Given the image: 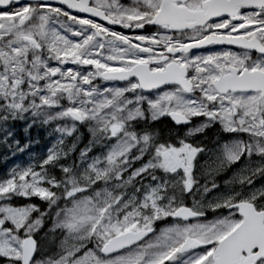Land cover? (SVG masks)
Listing matches in <instances>:
<instances>
[{"label": "snow or ice", "instance_id": "snow-or-ice-1", "mask_svg": "<svg viewBox=\"0 0 264 264\" xmlns=\"http://www.w3.org/2000/svg\"><path fill=\"white\" fill-rule=\"evenodd\" d=\"M0 45V108L28 111V96L45 91L40 106L115 139L83 169L52 151L0 179V264H264V184L254 183L264 176V0H0ZM143 102L152 121L203 120L162 141L136 126ZM216 123L235 138L190 139ZM205 153L200 175L211 179L200 184ZM233 166L222 187L215 177ZM146 176L155 183L142 195L125 191ZM194 189L202 199L186 203Z\"/></svg>", "mask_w": 264, "mask_h": 264}, {"label": "rangeland", "instance_id": "rangeland-1", "mask_svg": "<svg viewBox=\"0 0 264 264\" xmlns=\"http://www.w3.org/2000/svg\"><path fill=\"white\" fill-rule=\"evenodd\" d=\"M4 50L3 46L0 45V51ZM35 71V70H33ZM25 76V79H28L27 74H23ZM33 84L43 88L44 81L38 80L33 81ZM99 84V89H105V88H116V87H125L126 82H116V81H110V82H102L97 81ZM25 91H28V85L26 84L24 86ZM35 91V89H32ZM47 94L45 91L39 92L36 96L29 95L28 99L24 102L25 106L28 105V103L32 100H35V104L31 106V108L28 111L23 110H16L9 107H3L0 108V154L5 157L6 160L14 159L15 153L21 151V148L19 146L18 141H9L10 138L14 136L15 130L13 129V125L11 124L12 121L18 120L23 123V131L28 132L30 130V127L34 124H42L43 130L45 131L47 140V147L45 150L39 154H29L26 153L25 159L22 160V163L13 161L7 163L6 169H7V177L3 178L6 179L9 177V175L14 171L22 168H27L29 166H40L41 162L47 158L49 154H51L52 151H59L61 150V146L64 144V140L71 135V143H70V150L72 152H75L76 155V161L72 164L77 165L80 169H83L87 166V164L91 163L92 160L95 158L97 161H103L105 159V154L110 150L111 146L115 143V139H107L104 138V134H101L97 131L98 125L94 123H79L74 122L69 117H60L57 115V113L61 112L63 110L62 107H48V106H40V100L39 97L41 95ZM150 96L156 95L155 92L147 93ZM61 94L60 96L56 97V99L60 100V104L63 107H67L68 103L67 100L62 98ZM137 95H140V93H137ZM96 100H102L103 97L97 95L94 97ZM19 98H17V101ZM3 103V100L0 99V104ZM136 105L132 106V110H134ZM142 110L144 111V119H147L148 122L152 121L150 118L151 110L149 109V106L147 102L142 103ZM14 113V115H13ZM35 113V115H34ZM5 115H7V119H5ZM166 118L161 117L159 120ZM142 119V120H144ZM203 118H193L192 124H189L188 126H185L184 128H181L180 132L182 134V137L187 134L189 129H193L195 127H198L199 124L202 122ZM81 125V128L84 129L85 133H87L88 137L85 140L84 136L77 135L75 132L77 128H79ZM92 129V131H91ZM95 133V135H94ZM237 134L227 133L224 132L222 127L216 123L211 125L209 128L205 129L203 133H197L194 136H192L190 139L193 142H200L205 143L209 140L211 141V145L209 148L215 147L216 144L224 141L230 142L232 139L235 138ZM240 136H243L244 134H239ZM27 136V135H26ZM128 143H131L130 139H127L123 142V146H126ZM73 145H75V148H73ZM141 147H144L141 145ZM88 148L90 149L89 152H87L86 156H81V150ZM209 158V153L203 154L201 157L198 158V166L195 169V174L197 175L198 181L200 184L205 183L207 180L211 179V177L200 175L201 167L200 165H203V162ZM128 160V163L123 164L122 166L126 168L129 172L134 168L138 167V162H132V157L128 156L126 157ZM122 162H117L115 167H120ZM97 166L103 167L107 165L98 164ZM226 170L225 172L221 173L220 175L216 176L215 179L217 182L221 184V186H224V181L228 180L235 171ZM158 173H156L157 175ZM229 176H227V175ZM151 175V174H150ZM225 178H228L224 180ZM155 183V181H152L151 177H144L142 178L141 182H133V184L129 185L125 188V191H127L129 194H133L136 192L138 195L143 194V186H148L150 184ZM193 197H196L195 199L201 200L200 192H195V189L193 190V193H190ZM185 196V195H184ZM16 198V197H15ZM202 202H206V199ZM66 202H62L60 204V207H65ZM211 218V213L209 214V217ZM56 219L55 215L53 217V220ZM171 221V218H169L167 221H158L157 224V231L160 230L161 227H163L165 224L169 223ZM58 233V232H57ZM59 236V233H58ZM49 245V244H48ZM45 264H47V260H45Z\"/></svg>", "mask_w": 264, "mask_h": 264}, {"label": "trees", "instance_id": "trees-1", "mask_svg": "<svg viewBox=\"0 0 264 264\" xmlns=\"http://www.w3.org/2000/svg\"><path fill=\"white\" fill-rule=\"evenodd\" d=\"M11 124L13 125V129L15 130L14 132V136L12 138H10L9 141H18L20 144L18 146V148H21V151H19L18 153H15L14 159L11 160H6L5 157H3L0 154V179H3L5 177H7V169H6V165L7 163L13 161V163L18 162V163H22V160L25 159V155L26 153L29 154H36L39 155L41 154L45 148L47 147V139L46 138V134L45 131L43 130L42 124H37L34 123L31 127L30 130L28 132H24L23 131V123L15 120L12 121ZM80 127L77 128L76 130V134L77 135H82L84 136V139L86 140L88 135L87 133H85L84 129L81 128V125H79ZM136 126L139 128H148L151 130H154L156 132H158L159 134V138L162 141H173L175 142L177 140V138L182 137V134L179 133L181 128L177 127L174 122L166 117L163 118L161 120H157V121H149L147 119L144 120H140L136 123ZM27 135V136H26ZM71 143V135H69L65 140H64V144L61 146V150L60 152L63 153H67V155L61 156L60 157V163L63 164H72L76 161V155L75 152H72L69 148ZM205 145H207L208 147L211 145V141L209 140L208 142L203 143ZM36 167H39L38 165H36ZM53 175L59 176L61 174V169L59 167H54L51 169ZM159 175V173L157 174ZM177 195H179V193H177ZM17 200V202H22L24 201L25 198L23 197H16L15 198ZM63 201L60 202V204ZM47 205L45 202H41V207L45 208ZM57 211L56 208H53L51 210L50 213V220H53V217L55 215V212ZM46 221V223L50 225L51 221ZM48 224L45 225V228L42 229L41 233L39 235L43 236V232L47 230L48 228ZM159 224H157L158 227ZM56 235L58 236V233H56ZM45 248L47 249V247L49 246V242L47 240H45L44 242Z\"/></svg>", "mask_w": 264, "mask_h": 264}, {"label": "flooded vegetation", "instance_id": "flooded-vegetation-1", "mask_svg": "<svg viewBox=\"0 0 264 264\" xmlns=\"http://www.w3.org/2000/svg\"><path fill=\"white\" fill-rule=\"evenodd\" d=\"M190 124H192V120H191ZM230 170L235 171L236 170V166H233ZM225 175H227V174H225ZM227 176H229V175H227ZM226 179H228V178H225L224 180H226ZM254 183H255V185L257 187H259L260 185L264 184V176H257ZM184 195H185L186 203L191 204L193 196L190 193H185ZM199 195H201V193ZM194 198H196V197H194Z\"/></svg>", "mask_w": 264, "mask_h": 264}, {"label": "water", "instance_id": "water-1", "mask_svg": "<svg viewBox=\"0 0 264 264\" xmlns=\"http://www.w3.org/2000/svg\"><path fill=\"white\" fill-rule=\"evenodd\" d=\"M169 118H170V117H169ZM173 122H174V121H173ZM174 123H175V122H174ZM189 123H190V122H189ZM189 123H187V124H179V125L175 123V125L178 126V127H184V126L188 125Z\"/></svg>", "mask_w": 264, "mask_h": 264}]
</instances>
